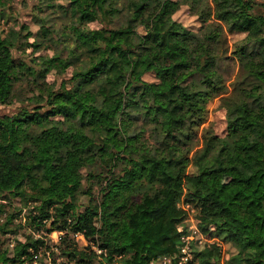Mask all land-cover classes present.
I'll return each instance as SVG.
<instances>
[{
  "label": "trees",
  "instance_id": "16d2710c",
  "mask_svg": "<svg viewBox=\"0 0 264 264\" xmlns=\"http://www.w3.org/2000/svg\"><path fill=\"white\" fill-rule=\"evenodd\" d=\"M60 1L42 0L70 17L59 36L67 58L43 59L42 71L78 65L45 105L0 113V196L40 203L38 216L28 215L35 228L70 242L82 234L89 245L81 250L57 245L70 264H178L190 212L215 239L192 243L183 264H264V14L249 2L210 0L200 12L213 26L193 32L173 18L180 0ZM96 20L114 25L86 26ZM232 32L245 37L230 50ZM12 47L0 35V106L10 103L19 71ZM228 54L245 73L233 85L240 98L223 101L226 135L202 129L193 150L208 101L227 92L220 65ZM155 68L156 82L127 85ZM114 155L128 164L115 183ZM97 160L107 170L99 209L80 211L83 170ZM225 243L235 250L229 259ZM43 244L29 240L11 258L1 254L0 264H33Z\"/></svg>",
  "mask_w": 264,
  "mask_h": 264
},
{
  "label": "rangeland",
  "instance_id": "374dc122",
  "mask_svg": "<svg viewBox=\"0 0 264 264\" xmlns=\"http://www.w3.org/2000/svg\"><path fill=\"white\" fill-rule=\"evenodd\" d=\"M51 1L54 5L64 4V1L60 0ZM241 1L244 4L249 2L253 12L264 14V0ZM180 3V7L173 14V18L185 27L193 32H201L213 26L215 22L213 17L208 18L204 11L200 12L206 10L207 7H212L210 0H180ZM1 13H4V15H1ZM2 20L4 22L0 23V35L13 43L11 53L19 66V71L17 79L14 81V95L8 105L0 106V113L13 114L21 108L30 109L33 107L32 103L34 100L41 101V105H45V99L48 94L60 91L63 83L68 85V79L78 65L73 63L66 69L60 67L51 68L46 74L42 71L43 59L55 55L62 59L67 58L66 46L62 43L59 36L66 28L70 17L64 15L57 7H46L42 0H0V22ZM115 21L118 24L120 19H115ZM40 24L47 27L50 35L53 36V41L48 40L46 38L47 35L40 31ZM113 25V23L106 25L104 22L96 20L86 26L89 29H97L101 27L111 28ZM226 36L229 49L232 50L241 42L245 34L232 32L227 33ZM68 45H71L70 40H68ZM228 55L229 58L224 59L220 65V72L224 77L227 92L217 96L214 95L208 101L206 105V121L197 130L198 136L191 144V146L195 145L193 150L200 148L199 136L202 129L209 128V131L218 138H223L226 135V111L223 101L231 94L236 100L240 98L239 93L236 95L233 85L237 81L242 80L245 73L240 63L230 58L231 54ZM161 73L162 70L160 68H155L153 72H147L143 75L132 74L127 81V85L129 86L138 80L156 82ZM250 83H252V78H246L245 85ZM60 118L56 117L55 119ZM108 151H110L109 147ZM94 160L96 159L91 158L90 161ZM96 163L97 166H92L87 171L86 169L83 170L85 178L82 180L81 192L76 198L80 211L85 208H90L94 211L99 209V190L104 182L103 177L107 170L99 168V160ZM127 166L126 160L121 159L119 155H114L113 167L108 177L115 183ZM100 174L102 175L100 176ZM147 188V184H145L143 190ZM27 192H30V190L27 189ZM137 198L138 196H135L133 199L136 200ZM185 206L189 207L188 205ZM39 207L40 203L29 201L18 195L0 196V255L5 253L6 257L11 258L15 254V249L27 244L29 240L39 239L43 240L44 244L43 248L38 250V258L34 262L35 264L39 262H42V264H70L69 259L62 254L57 245L61 244L62 248H64L65 245L72 243L78 250H81L89 245L88 240L82 234H74L73 241L70 242L60 238L62 232L53 231L47 233L44 230L45 228H35L28 215L38 216L37 208ZM48 225L47 223L46 227ZM214 239L210 238V241ZM223 245V257L229 259L235 254V250L229 244L225 243ZM94 248L97 249V253L102 251L96 247ZM72 264L75 263L72 262Z\"/></svg>",
  "mask_w": 264,
  "mask_h": 264
},
{
  "label": "built area",
  "instance_id": "2783aa9c",
  "mask_svg": "<svg viewBox=\"0 0 264 264\" xmlns=\"http://www.w3.org/2000/svg\"><path fill=\"white\" fill-rule=\"evenodd\" d=\"M4 20H2L0 23H3ZM185 209L188 207L184 206ZM187 225H188V233L186 235H183L181 237V243L182 247L180 249V257L178 260V264H183L185 263L189 257V250H190V245L194 243L195 241L197 242V245H201L203 243H208L210 242V239H208L199 227L197 226L196 220L194 219L192 212H190L188 219H187ZM38 256L35 254L32 259V263L35 264L34 262L37 260ZM166 263H169V259H165Z\"/></svg>",
  "mask_w": 264,
  "mask_h": 264
}]
</instances>
